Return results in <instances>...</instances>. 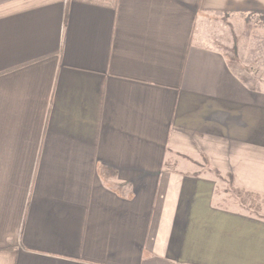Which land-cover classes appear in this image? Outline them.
<instances>
[{
	"label": "crops",
	"instance_id": "0c3cea01",
	"mask_svg": "<svg viewBox=\"0 0 264 264\" xmlns=\"http://www.w3.org/2000/svg\"><path fill=\"white\" fill-rule=\"evenodd\" d=\"M253 26L264 0H0V264H264L217 200L264 196V41L254 86L209 32Z\"/></svg>",
	"mask_w": 264,
	"mask_h": 264
},
{
	"label": "rangeland",
	"instance_id": "374dc122",
	"mask_svg": "<svg viewBox=\"0 0 264 264\" xmlns=\"http://www.w3.org/2000/svg\"><path fill=\"white\" fill-rule=\"evenodd\" d=\"M212 31L215 37L226 39L229 42L226 47L236 62V66L241 63L248 64L246 68L254 75V81L251 83L254 86L261 84V77L257 75L259 68L258 51L261 42L264 41V38L262 39L264 29H257L254 26L251 29H209V32ZM217 200L222 207L264 217V196L234 188L227 177L220 178Z\"/></svg>",
	"mask_w": 264,
	"mask_h": 264
},
{
	"label": "trees",
	"instance_id": "16d2710c",
	"mask_svg": "<svg viewBox=\"0 0 264 264\" xmlns=\"http://www.w3.org/2000/svg\"><path fill=\"white\" fill-rule=\"evenodd\" d=\"M232 183V182H231ZM233 185V184H232ZM234 187V186H233ZM235 188V187H234ZM237 189V188H236ZM239 190V189H238Z\"/></svg>",
	"mask_w": 264,
	"mask_h": 264
}]
</instances>
